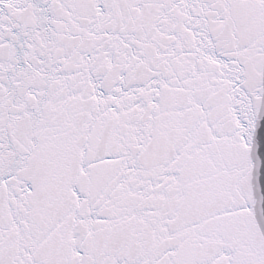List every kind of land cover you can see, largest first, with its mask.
<instances>
[{
  "label": "snow or ice",
  "instance_id": "obj_1",
  "mask_svg": "<svg viewBox=\"0 0 264 264\" xmlns=\"http://www.w3.org/2000/svg\"><path fill=\"white\" fill-rule=\"evenodd\" d=\"M0 264H264V0H0Z\"/></svg>",
  "mask_w": 264,
  "mask_h": 264
}]
</instances>
